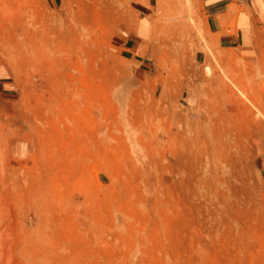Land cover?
<instances>
[{"label": "rangeland", "instance_id": "rangeland-1", "mask_svg": "<svg viewBox=\"0 0 264 264\" xmlns=\"http://www.w3.org/2000/svg\"><path fill=\"white\" fill-rule=\"evenodd\" d=\"M226 42L201 0H0V264H264V22Z\"/></svg>", "mask_w": 264, "mask_h": 264}, {"label": "crops", "instance_id": "crops-1", "mask_svg": "<svg viewBox=\"0 0 264 264\" xmlns=\"http://www.w3.org/2000/svg\"><path fill=\"white\" fill-rule=\"evenodd\" d=\"M201 1L210 29L214 33H220L222 40H226L229 44H249L253 28L264 22V0ZM234 19L237 32L226 33L227 30L232 29ZM134 36L144 38L140 33L139 24Z\"/></svg>", "mask_w": 264, "mask_h": 264}]
</instances>
